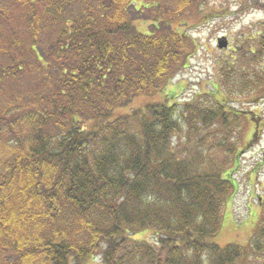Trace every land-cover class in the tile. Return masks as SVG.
I'll list each match as a JSON object with an SVG mask.
<instances>
[{
  "label": "trees",
  "instance_id": "obj_1",
  "mask_svg": "<svg viewBox=\"0 0 264 264\" xmlns=\"http://www.w3.org/2000/svg\"><path fill=\"white\" fill-rule=\"evenodd\" d=\"M202 2L0 0V264H264V182L248 244L212 241L245 149L224 106L263 90L259 57L221 64L224 104L112 117L184 67Z\"/></svg>",
  "mask_w": 264,
  "mask_h": 264
},
{
  "label": "rangeland",
  "instance_id": "obj_2",
  "mask_svg": "<svg viewBox=\"0 0 264 264\" xmlns=\"http://www.w3.org/2000/svg\"><path fill=\"white\" fill-rule=\"evenodd\" d=\"M200 9V14L191 12L187 15L182 22L185 25L180 27L181 31L190 35L193 44L184 67L164 91L152 96L135 97L115 110L113 118L129 114L133 109H143L148 104L171 106L176 103L181 106L199 101L204 95H210L215 103L224 104L221 89L216 87L223 71L221 64L227 68L230 63L229 66L235 70L238 65L240 71L249 70L252 69L251 60L259 57V61L254 62L253 72L261 78L264 72V47L260 45L264 37V0H204ZM132 23L138 33H149V22L135 18ZM217 39H221L225 47L218 49ZM243 55L247 60H242ZM225 72L231 73L229 70ZM171 95L176 99L172 101ZM236 95L230 94L228 105L224 107L227 111L238 113L236 117L243 120L237 122L235 131L240 141L237 150L245 149L238 171L234 174L237 191L233 200L227 203L219 234L212 240L222 248L228 244L241 247L248 244L259 219L258 198L262 195L264 182V88L252 97ZM132 239L153 241L150 234L136 235ZM86 264H101V261L97 257Z\"/></svg>",
  "mask_w": 264,
  "mask_h": 264
},
{
  "label": "water",
  "instance_id": "obj_3",
  "mask_svg": "<svg viewBox=\"0 0 264 264\" xmlns=\"http://www.w3.org/2000/svg\"><path fill=\"white\" fill-rule=\"evenodd\" d=\"M221 39H223V38H221ZM221 39H218V44H217L218 49H222L223 47H225L224 42L223 43L220 42Z\"/></svg>",
  "mask_w": 264,
  "mask_h": 264
},
{
  "label": "flooded vegetation",
  "instance_id": "obj_4",
  "mask_svg": "<svg viewBox=\"0 0 264 264\" xmlns=\"http://www.w3.org/2000/svg\"><path fill=\"white\" fill-rule=\"evenodd\" d=\"M263 35H264V33H263ZM264 40V37L260 40L261 42H260V44L262 43V41ZM262 46V45H261ZM229 48L227 47V49L226 50H228ZM237 114V113H236Z\"/></svg>",
  "mask_w": 264,
  "mask_h": 264
}]
</instances>
